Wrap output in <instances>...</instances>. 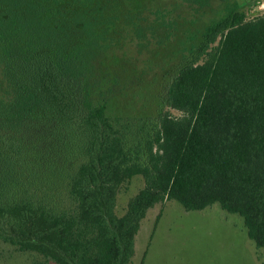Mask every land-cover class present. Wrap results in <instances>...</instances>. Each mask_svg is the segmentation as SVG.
<instances>
[{
    "label": "trees",
    "instance_id": "trees-1",
    "mask_svg": "<svg viewBox=\"0 0 264 264\" xmlns=\"http://www.w3.org/2000/svg\"><path fill=\"white\" fill-rule=\"evenodd\" d=\"M189 1L210 15L162 69L153 111L132 112L113 102L108 59L175 18L136 0H0V241L31 264H129L166 199L239 214L264 255V11Z\"/></svg>",
    "mask_w": 264,
    "mask_h": 264
},
{
    "label": "rangeland",
    "instance_id": "rangeland-1",
    "mask_svg": "<svg viewBox=\"0 0 264 264\" xmlns=\"http://www.w3.org/2000/svg\"><path fill=\"white\" fill-rule=\"evenodd\" d=\"M136 5L144 12L159 9L166 12V18L176 20L172 26L160 28L159 34L155 29L154 36L148 33L143 44L124 37L108 59L109 69L120 74L113 102L126 111L150 112L156 106L154 98L162 69L180 59L181 47L198 36L206 22L201 15L205 13L207 19L210 11H197V4L189 0H136ZM244 10L248 17L260 14L264 0H248ZM154 16L151 13L147 19L151 21ZM191 33L194 38H187ZM121 63L125 64L123 68ZM125 68L130 71H124ZM165 109L179 114L176 109ZM142 184V177L135 175L120 186L117 213L124 211L127 200ZM36 258L40 255L0 241V264H31ZM129 264H264V255L247 235L239 214L225 211L218 203L185 210L178 201L166 199L149 208L141 220Z\"/></svg>",
    "mask_w": 264,
    "mask_h": 264
}]
</instances>
